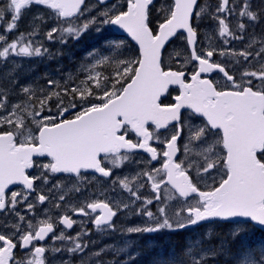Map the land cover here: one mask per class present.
Instances as JSON below:
<instances>
[{
    "label": "snow or ice",
    "instance_id": "snow-or-ice-1",
    "mask_svg": "<svg viewBox=\"0 0 264 264\" xmlns=\"http://www.w3.org/2000/svg\"><path fill=\"white\" fill-rule=\"evenodd\" d=\"M24 18L29 30L9 41ZM49 20L54 26L44 31ZM203 21L225 47L213 45L211 32L201 30ZM106 25L126 32L138 45L136 54L127 55L124 41L105 39L63 83L48 78L40 87L19 79L17 58L62 55L37 37H59L67 44L90 29L100 34ZM262 25L264 0H161L159 7L156 0H96L95 6L89 0H0V264H71L73 255L86 264V256L107 251L126 253L123 264H132L127 243L89 254L87 230L66 235L84 223L73 215L110 233L117 231L118 214L142 220L124 229L128 234L230 225L227 238L208 227L153 264H220V258L223 264H264V239H252L257 227L264 231ZM177 41H183L187 56L167 52L166 45ZM234 41L241 42L239 50L229 47ZM166 54L175 56L178 70L165 63ZM215 56L231 57L243 70L237 76ZM193 61V71L186 73ZM214 72L225 85L208 78ZM172 85L179 94L165 103ZM141 151L150 154L147 161L138 158ZM158 158L161 166L149 167ZM117 169L129 174L111 179ZM89 170L110 178V190L101 199L74 203L71 193H82ZM55 174H71L77 183L71 188L51 183ZM206 179L212 183H202ZM17 184L21 190H10ZM146 186L151 198L141 191ZM162 186L169 193L165 199ZM169 199L183 206L173 208ZM46 202L51 206L38 216L37 207ZM54 210L61 214L54 218ZM58 225L63 229L57 234Z\"/></svg>",
    "mask_w": 264,
    "mask_h": 264
},
{
    "label": "rangeland",
    "instance_id": "rangeland-1",
    "mask_svg": "<svg viewBox=\"0 0 264 264\" xmlns=\"http://www.w3.org/2000/svg\"><path fill=\"white\" fill-rule=\"evenodd\" d=\"M117 2L120 4H123L121 1H117ZM90 4L95 6L96 2L93 1ZM90 14L91 15L96 14L95 7H93V12ZM154 18H156V14L154 15ZM84 19H86V17ZM51 26H54V22L49 20L48 24L44 26L43 30L47 31L48 29H50ZM28 30H29L28 18H24L20 21L18 30L16 32L8 34V40L11 41L16 37V35H18L19 32H27ZM112 33L113 31L110 28V25H106L104 26V29L100 34H97L94 30L90 29L87 33H85L82 37H80L79 40H74V39L69 38L67 44L60 43L59 37H57L56 40L54 41H48L45 38H43V36L37 37V39L40 40V42L44 45V47L48 48L50 51H53V52L58 50L62 53V55L59 56L58 58H48L47 56L33 57V58H17V62L21 64V68L19 69L20 71L19 79L21 80L22 83H31L35 81V83L39 85L40 87H46V83H44V80L45 79L47 80L48 78L62 82V80L65 79L69 73H75L76 71L75 65L79 66V64L84 60V56L87 51L93 48H99L105 39H112L110 37ZM0 34H3V27H0ZM112 40H115V39H112ZM117 41L125 42L126 47L128 49L127 55L136 54L135 50H133L132 47H129V45L127 44L125 40L119 39ZM174 47H182L181 42H178ZM170 53H173V51L171 50ZM75 55H77V58H75ZM170 61L175 62V60L172 57L168 56L167 63H170ZM73 65H74V68H73ZM188 65L190 66V63ZM242 70L243 68L235 69L236 75L239 76V72ZM2 71H4V69H0V72ZM156 145L160 146L159 144H156ZM123 174L128 175L129 170L126 169L125 172H123ZM74 184L76 183L73 182V185ZM109 190L110 188H106L102 190L101 192H96L95 194H93L92 189L87 188L86 186H82V193H77V195H79L80 197H84L87 200H93V199H98L99 197H101L100 196L101 193H106ZM117 191H120V190L117 189ZM168 196H169V193L165 191L164 196H163L164 199ZM168 204L172 206L173 208H179L183 206L182 202L178 200H171V199L168 200ZM50 206H51V202H49L46 207H50ZM41 209H42L41 207L37 208L38 216L41 214ZM53 212H55V210ZM51 214L52 216H54V213H51ZM137 220H139L138 217L121 214L120 218L118 217L115 223L117 222L123 223L124 224L123 229H126L127 227L135 226L137 224L142 223V221L141 223H139L137 222ZM210 227L214 228L213 226H210ZM205 229H203L202 233H199L198 235L202 236ZM100 234L101 233H97V235H100ZM198 235H196V237ZM131 236L132 234L123 232V235L118 236L116 240L118 246L124 247L125 243H127V245L129 246L128 250H130L132 246L134 245V244L132 245L133 238ZM109 237L111 239L116 238L117 232L109 234ZM97 250L98 248L91 247V250L88 253L90 254ZM122 254L126 255V253H123V252ZM65 258L67 259L68 257H65ZM115 261L116 260L114 261H110V259L107 260L108 264H116Z\"/></svg>",
    "mask_w": 264,
    "mask_h": 264
},
{
    "label": "flooded vegetation",
    "instance_id": "flooded-vegetation-1",
    "mask_svg": "<svg viewBox=\"0 0 264 264\" xmlns=\"http://www.w3.org/2000/svg\"><path fill=\"white\" fill-rule=\"evenodd\" d=\"M160 1L161 0H159V2L157 3L156 6L159 5ZM213 2H214V0H213ZM255 2L256 3H259L260 0H255ZM260 27H264V25H262ZM260 27H257L256 28L257 34L260 33ZM201 30L202 31L211 32V34L213 36V45L215 47H217V48H223V47H225L221 43V40L218 37V33L212 31V26H211L210 22H208V21L201 22ZM182 45H183L182 52H183L184 56H187L188 53L185 50L184 43ZM229 47H235L237 50H239L242 47V44L239 41H234L232 45H229ZM179 52H181V51H179ZM214 59L217 62L224 63L225 64V67L233 70L234 72H235V69H238L236 67V65L233 63L231 57H219V56H215ZM194 63L195 62H191L190 63V66L189 65L187 66L188 67V68H186L187 69V72L188 71H193V64ZM230 74H232V73L230 72ZM60 76H62V75H60ZM211 79L213 80L214 83H217L218 85H222V86L225 85V79L220 74H214L211 77ZM46 81L47 80L45 79L44 80V83H46ZM63 81H64V79L62 80L61 83H63ZM174 95H175V91H173L171 93V98H173ZM129 136H130V138L135 139V135L133 133H130ZM179 156H180V158H183L182 153H180ZM138 158L141 159V160H143V161H147L149 159L147 156H145L143 154H138ZM161 161H162V158H158L157 164L155 165V164H153L151 162V164L149 165V167H160L161 166ZM125 170L126 169H117V170H114V176L111 179H115L116 176H121V177L124 176L123 172H125ZM30 174H34V172H32L30 170ZM84 175L89 177V183L87 185H84V186H86L87 188L92 189L93 190V194H95L96 192H101L102 190H104L106 188H110V185H111L110 178H101L98 173H93L92 171H88V172L84 173ZM93 176L95 177V179H92ZM49 179H50V182L51 183H60L65 188H71L73 186V182L74 183H77L76 180L74 179V177L72 175H70V174H55L54 176H50ZM203 182L204 183H207V184H211L212 183V181L211 180H208V179H206ZM51 183H50V185L48 187L51 186ZM21 188L22 187H15V188L12 189V191H19V190H21ZM146 190L149 191L153 195L152 190L149 187H147V186L142 190L143 195L149 197L148 193H146ZM45 191H47L46 188H45ZM164 193H165V189L162 186V189H161V198L162 199H164V197H163L164 196ZM59 194L60 193H59L58 190L54 193V195H59ZM71 196H72L73 202L74 203H77V204L79 202H81V201L87 200L84 197H80L79 195H77V193H71ZM100 196L101 197H99L98 199H101L103 197L102 195H100ZM88 201L90 202L91 200H88ZM48 203L49 202H46V204L45 205H42L41 208L46 207ZM38 207H40V206H38ZM62 207H63V205H62ZM153 211H155V208L154 207H153ZM52 213H54V216H53L54 218L61 214L60 212H58L56 210H55V212L52 211ZM69 215H72V214L69 213ZM120 216H121V214H118V216L116 218H114L115 222L118 219V217L120 218ZM72 218L75 219V220H83L84 223H83L82 226L79 225V224L74 225L73 226V230L70 233H73V235H74L77 232H80L81 229H82V227H83L84 230H87L89 232V235L86 236V238H87L86 241L89 242V248L86 251L89 252L91 250V247H96V248H98V250L100 248H104V247L109 246V245H112V246H115V247H121V246H118L116 240H117L118 236L123 235V232H124V229H123V225L124 224L123 223H121V222L115 223L116 226H117V231H115V232L101 233L100 235H97V233H99V232H97L96 229L94 228V225L91 222V219L86 218V217L75 216V215H73ZM62 229H63L62 225H58L57 226V234ZM116 232H117V237L114 238V239H111L109 237V234L116 233ZM153 234L154 233H152V234H146V235H149L151 237V235H153ZM173 234H175V233H173ZM178 234H180L178 238L179 239H182L184 242H186V240L189 239V231L182 230V231L178 232ZM66 235H69L68 232H66ZM143 235L144 234H132V236H131L133 238L132 245L133 244L134 245L132 246V248L129 251H132L133 253H135V252H140L142 249H144L143 245H141V243H140V242H142L144 244L143 237H145V235L144 236ZM146 241L147 240H145V242ZM107 253H108L109 256H111L110 261L116 260L115 261L116 264H123V262L126 260V255L125 254H122V252L121 253H118V254H116V253L114 254L112 251H107V252H105V254H102L99 258L89 259L90 262H91V264H93L95 262V259H102L103 257H105L107 255Z\"/></svg>",
    "mask_w": 264,
    "mask_h": 264
},
{
    "label": "trees",
    "instance_id": "trees-1",
    "mask_svg": "<svg viewBox=\"0 0 264 264\" xmlns=\"http://www.w3.org/2000/svg\"><path fill=\"white\" fill-rule=\"evenodd\" d=\"M130 47V46H129ZM177 51H182L181 48H177ZM76 53V52H75ZM77 58V55H75ZM175 60V59H174ZM174 62L170 61L173 65ZM74 68V65H73ZM78 66L75 65V69L77 70ZM219 229V228H218ZM168 232L157 233V236L147 238L144 244L142 242L144 249L139 252V255L132 261V264H153V262L157 259L160 254L167 255L171 250L175 249L179 251L185 245V242L182 239H179L178 233H170L165 236ZM217 237L227 238L229 231L222 230H215ZM263 233V232H262ZM260 238L258 236H252L254 241H258L257 239ZM262 238V237H261ZM217 240L214 239L213 243H216ZM171 245V246H170ZM157 253V254H156ZM87 264V258H85ZM140 261V262H139ZM220 264H223V258H220Z\"/></svg>",
    "mask_w": 264,
    "mask_h": 264
},
{
    "label": "water",
    "instance_id": "water-1",
    "mask_svg": "<svg viewBox=\"0 0 264 264\" xmlns=\"http://www.w3.org/2000/svg\"><path fill=\"white\" fill-rule=\"evenodd\" d=\"M111 1V0H110ZM113 28H114V30L116 31V32H118L119 34H125V35H128L126 32H124L122 29H119L117 26H113ZM129 36V35H128ZM129 38H130V40L138 47V45L136 44V42L135 41H133L132 39H131V37L129 36Z\"/></svg>",
    "mask_w": 264,
    "mask_h": 264
},
{
    "label": "bare ground",
    "instance_id": "bare-ground-1",
    "mask_svg": "<svg viewBox=\"0 0 264 264\" xmlns=\"http://www.w3.org/2000/svg\"><path fill=\"white\" fill-rule=\"evenodd\" d=\"M171 246V245H170ZM157 254V253H156ZM140 262V261H139Z\"/></svg>",
    "mask_w": 264,
    "mask_h": 264
}]
</instances>
